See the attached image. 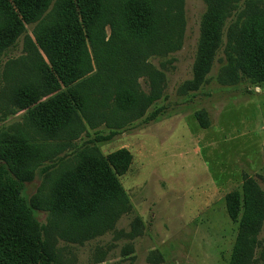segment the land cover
Masks as SVG:
<instances>
[{
  "label": "rangeland",
  "instance_id": "374dc122",
  "mask_svg": "<svg viewBox=\"0 0 264 264\" xmlns=\"http://www.w3.org/2000/svg\"><path fill=\"white\" fill-rule=\"evenodd\" d=\"M147 1L146 41L128 44L125 54L132 68L158 74L160 98L107 142L89 143L114 130L106 124L39 135L32 126L37 107L66 89L47 83L35 24L0 43V164L24 182L55 264H264V82L232 65L247 52L244 25L264 13V0ZM110 34L106 25V39ZM136 79L147 94L146 75ZM23 88L34 105L21 102ZM157 108L162 114L148 122ZM24 145L42 151L28 153ZM119 149L131 155L116 177L128 207L93 196L62 199L90 152L106 158ZM246 180L253 182L248 210L261 218L234 257ZM230 192L240 195L235 222L226 212Z\"/></svg>",
  "mask_w": 264,
  "mask_h": 264
},
{
  "label": "trees",
  "instance_id": "16d2710c",
  "mask_svg": "<svg viewBox=\"0 0 264 264\" xmlns=\"http://www.w3.org/2000/svg\"><path fill=\"white\" fill-rule=\"evenodd\" d=\"M0 0V43L14 41L24 24H35L34 38L44 51L46 80L59 91L37 107L33 129L42 136L69 134L106 124L114 129L97 135L94 145L112 140L143 115V110L160 98L158 74L132 68L126 57L130 43H144L151 23L147 0ZM111 34L106 39L104 29ZM247 41L245 56L232 58V65L253 83L264 82V13L249 17L244 25ZM242 56V57H241ZM146 75L148 92H143L137 77ZM20 100L25 106L35 104L30 92L23 88ZM157 108L147 118L154 121L162 114ZM101 121L96 122V119ZM207 128V124H204ZM28 153H40L37 145L23 146ZM80 166L72 186L62 189V199L74 202L84 197H101L110 203L128 207L116 177L131 164V155L119 149L106 158L90 152ZM253 182L243 186L244 211L240 220L234 257L247 230L261 215L248 210V191ZM25 184L0 164V264H55L53 254L45 246L35 227L30 204L23 195ZM76 193V194H75ZM226 212L236 221L240 212V195L230 192L225 197ZM247 234H249L247 232ZM254 241L253 237L251 238ZM236 261V260H235ZM234 261V263H235Z\"/></svg>",
  "mask_w": 264,
  "mask_h": 264
},
{
  "label": "built area",
  "instance_id": "2783aa9c",
  "mask_svg": "<svg viewBox=\"0 0 264 264\" xmlns=\"http://www.w3.org/2000/svg\"><path fill=\"white\" fill-rule=\"evenodd\" d=\"M258 91H259V89H256V90H255V92H258Z\"/></svg>",
  "mask_w": 264,
  "mask_h": 264
}]
</instances>
